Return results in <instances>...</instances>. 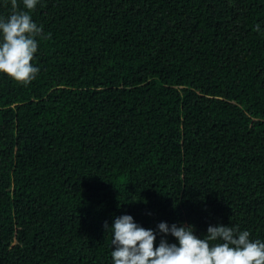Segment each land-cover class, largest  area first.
Returning a JSON list of instances; mask_svg holds the SVG:
<instances>
[{
	"label": "trees",
	"instance_id": "trees-1",
	"mask_svg": "<svg viewBox=\"0 0 264 264\" xmlns=\"http://www.w3.org/2000/svg\"><path fill=\"white\" fill-rule=\"evenodd\" d=\"M29 14L39 73H0V264H113L123 215L156 247L178 245L162 222L264 242V0H39Z\"/></svg>",
	"mask_w": 264,
	"mask_h": 264
},
{
	"label": "clouds",
	"instance_id": "clouds-1",
	"mask_svg": "<svg viewBox=\"0 0 264 264\" xmlns=\"http://www.w3.org/2000/svg\"><path fill=\"white\" fill-rule=\"evenodd\" d=\"M38 2L23 0L28 11H20L17 0H11V15L7 20L0 19V73L24 86L39 73L32 61L38 51L36 38H44L43 28L29 14ZM255 30H260L259 25ZM158 228L175 237L178 245L162 239L156 247V235L151 229L139 226L130 215L117 217L108 229L115 249L111 252L113 264H264V242L253 241L249 231L238 227L210 225L203 239L194 234L190 225L169 228L162 222Z\"/></svg>",
	"mask_w": 264,
	"mask_h": 264
}]
</instances>
